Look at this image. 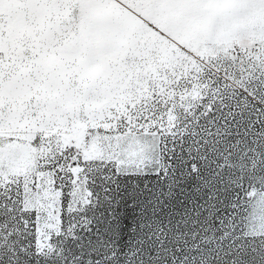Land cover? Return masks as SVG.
<instances>
[{"label": "snow or ice", "instance_id": "snow-or-ice-1", "mask_svg": "<svg viewBox=\"0 0 264 264\" xmlns=\"http://www.w3.org/2000/svg\"><path fill=\"white\" fill-rule=\"evenodd\" d=\"M0 264H264V0H0Z\"/></svg>", "mask_w": 264, "mask_h": 264}]
</instances>
